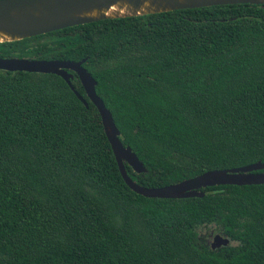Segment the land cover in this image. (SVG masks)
I'll list each match as a JSON object with an SVG mask.
<instances>
[{"label":"trees","instance_id":"trees-1","mask_svg":"<svg viewBox=\"0 0 264 264\" xmlns=\"http://www.w3.org/2000/svg\"><path fill=\"white\" fill-rule=\"evenodd\" d=\"M0 57L83 60L145 169L125 166L137 185L264 165V5L104 19L0 43ZM85 101L55 75L0 71V264H264V184L136 195ZM214 234L227 245L210 249Z\"/></svg>","mask_w":264,"mask_h":264},{"label":"water","instance_id":"water-1","mask_svg":"<svg viewBox=\"0 0 264 264\" xmlns=\"http://www.w3.org/2000/svg\"><path fill=\"white\" fill-rule=\"evenodd\" d=\"M264 5V0H0V43L18 41L67 27L104 19L143 16L175 10L217 5ZM113 8V9H112ZM77 62L0 57V71L52 74L62 79L75 97L87 106L93 105L100 118L103 133L109 144L118 173L124 184L136 195L156 199L201 198L200 189L212 186H248L264 184V165L259 162L245 166L205 171L179 182L149 188L137 185L127 176L125 166L134 173H144L141 162L118 139L110 112L95 93V81ZM73 75L78 80L85 99L72 87ZM228 239L214 234L209 247L226 246Z\"/></svg>","mask_w":264,"mask_h":264},{"label":"rangeland","instance_id":"rangeland-1","mask_svg":"<svg viewBox=\"0 0 264 264\" xmlns=\"http://www.w3.org/2000/svg\"><path fill=\"white\" fill-rule=\"evenodd\" d=\"M212 236H213V235H212ZM212 236H210V238H209V242H210V240H211Z\"/></svg>","mask_w":264,"mask_h":264},{"label":"bare ground","instance_id":"bare-ground-1","mask_svg":"<svg viewBox=\"0 0 264 264\" xmlns=\"http://www.w3.org/2000/svg\"><path fill=\"white\" fill-rule=\"evenodd\" d=\"M113 9V8H112Z\"/></svg>","mask_w":264,"mask_h":264}]
</instances>
